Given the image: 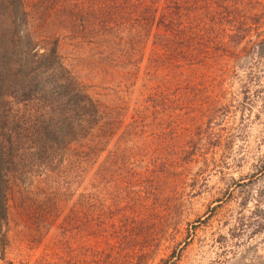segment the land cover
Returning a JSON list of instances; mask_svg holds the SVG:
<instances>
[{"label":"rangeland","instance_id":"rangeland-1","mask_svg":"<svg viewBox=\"0 0 264 264\" xmlns=\"http://www.w3.org/2000/svg\"><path fill=\"white\" fill-rule=\"evenodd\" d=\"M119 1L0 7L4 58L55 48L98 107L86 132L49 146L32 133L47 119L42 92H0V264H264V0H194L248 21L208 18L199 46L182 17L194 41L177 39V62L155 43L162 30L137 23L135 0ZM67 118L79 132L77 112Z\"/></svg>","mask_w":264,"mask_h":264},{"label":"trees","instance_id":"trees-1","mask_svg":"<svg viewBox=\"0 0 264 264\" xmlns=\"http://www.w3.org/2000/svg\"><path fill=\"white\" fill-rule=\"evenodd\" d=\"M16 1H18V5H20V0ZM16 1L12 4L2 0L0 2V7L6 6L5 8H7L8 12H16L18 8ZM193 1L194 0H149V5L145 6L144 0H135V4L129 5L128 9L133 7L135 10L133 14H137L138 17L141 18L137 23H145L146 26H149V23L153 22L157 26L158 32L162 30L163 34L155 36V43L160 45L162 50H166L164 55L167 60L177 62L181 59V54L177 52V47L175 52L173 46L178 44V42H176L178 38H187V34H193V29L188 27L179 33L178 23L182 17L190 19L192 16L194 18V23H196L194 25V30L197 32L194 39L196 38L199 46H202V40L205 41V43L207 41L205 35H200L199 33L204 32L208 34L211 31L210 27L212 26H209L211 21L207 20L208 18L219 17V25H221V22L226 21L232 26V30L236 31L235 23L240 27H244L246 25L245 22L248 21L245 15H243L245 17L243 21H240L238 16L242 19V13H240L238 9L230 10L229 6L226 7L221 5L222 2L217 3L213 1L208 3L209 1H204L203 6H194V3H192ZM128 4H130V2L127 0L119 1L117 7L120 12L126 11L127 7L122 5ZM103 12L104 11L100 10L102 16ZM122 15L128 18L127 13ZM206 20L207 23L205 22ZM127 21H130V19L128 18ZM201 23H203L202 27L200 26ZM252 24L254 23L252 22ZM106 33H110L107 28ZM187 39L191 41L189 44L194 41L193 38ZM185 44L186 43H182L181 46ZM54 49L50 48L43 53H32V61L28 59H18L16 62L17 64L15 63L14 65L13 62H9L10 59L4 58L5 52L0 50V84L2 85L0 92L3 91L4 86H7L5 87V91L11 98L18 97L24 100L32 95V100L35 101H41L38 92H42V97H44L42 103L45 105L46 109L44 118L47 119L45 122L43 121L41 129L34 131L33 128L32 131L34 132L32 133L33 136H35L34 140L36 138H38V142L44 140L43 144L46 145L47 143L49 146L52 143H57V137H60L62 141V139L64 140L68 137L74 139L76 134L82 135L92 126L96 118H98L97 104L87 95L81 93L79 87L70 79L69 72L62 65L58 64V56ZM198 56H202L204 59L207 57V54L201 52ZM18 80H21V82H18ZM4 82H7L8 85H5ZM51 111L54 113L57 112L56 115L60 116L61 123L59 125L52 123L54 116L51 114L48 115ZM75 112H77V117H79L81 122H78L80 128L79 132H74L72 123L69 121V118H67L68 115L70 116ZM39 134L40 137H38ZM40 147L43 148L45 146L40 145Z\"/></svg>","mask_w":264,"mask_h":264}]
</instances>
